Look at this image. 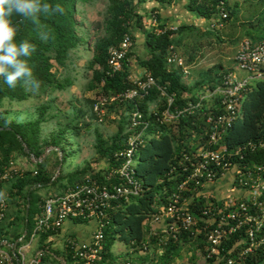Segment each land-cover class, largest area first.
I'll return each instance as SVG.
<instances>
[{
    "label": "trees",
    "instance_id": "1",
    "mask_svg": "<svg viewBox=\"0 0 264 264\" xmlns=\"http://www.w3.org/2000/svg\"><path fill=\"white\" fill-rule=\"evenodd\" d=\"M99 0H40L41 4L53 5V15H48L41 11L39 15V24L31 20L20 24V31L16 37L17 43L27 40L36 46V52L29 58V66L33 69L35 77L41 82L38 93H33L22 84L15 88H9L3 79H0V112L4 108L5 101H26L32 96L39 97L47 92L64 90L68 85H72L70 80L62 83L58 78L57 68H66L70 55L76 52L85 44L89 33L84 29V22L77 19L78 15H84L81 8L87 4ZM136 0H107L106 14L102 24H98L97 30L103 29L101 35L96 34V39L92 46L93 56L88 63V68L92 73L88 83L87 90H99V96L111 97L122 91L133 87L129 62L123 63L122 71L116 73L112 78L105 77L108 69V52L112 47H117L126 35L131 36L133 44L135 43V33L144 29V15L139 14L137 7L139 3ZM141 3L156 2L170 5L178 0H140ZM229 0V17L224 21V25L231 22L236 17L239 9V3L235 8H231ZM60 4L64 7L63 15L54 11V6ZM217 4L212 0H189L187 11L198 17L205 19L209 24H213V18L217 13ZM158 19V29H165L166 21L161 20L158 11L152 9L146 14L149 20L152 16ZM14 22L20 20L19 17L12 18ZM251 27H255L253 23ZM197 28L190 25H179L177 32L170 30L161 33L154 29L145 31V50L147 57L139 58L138 63L146 72H149L157 83L165 88L170 95H175L176 109H183L189 102H196L201 92L206 89H214L218 86L222 77L211 81L207 87L204 83L199 88L204 87L200 93L190 90L183 82V73L181 69L169 67L167 58L170 54V48L173 46L175 51L182 46L184 37L188 33H196ZM215 33L206 31L205 38L214 36ZM248 40L257 43L264 40V31L261 33L245 35ZM219 40H222L219 38ZM134 47V46H133ZM134 56V49L128 55V59ZM194 57L190 56L189 62ZM232 70V69H231ZM225 72L224 74H226ZM102 80L105 84L102 85ZM159 92L153 90L150 96L139 100V106L144 113H148L151 105L159 103ZM205 102L201 109L193 115H184L175 124L160 126L155 121L147 131L150 137L139 152V160L135 167L136 177L140 179L143 185L141 196L130 201L120 200L111 204L107 210L109 216V225L104 229L103 249L100 253V259L95 264H177L179 260L184 259L182 251L184 248L189 250L201 251L205 255V235L200 234L197 238L190 234H181L178 239L169 237L164 240L165 234L152 232L151 222L159 215L160 208L167 206L173 193L177 192L178 187L187 179L183 154L196 152L198 147L204 146L208 139L210 131L207 124L209 114H216L213 104ZM93 112L95 100H88ZM134 104H126V111H133ZM49 106L39 108V116L33 121L23 123L16 122L6 117V114H0V162L7 163L14 160L21 166L23 160L30 165L24 168V173L9 184V197L16 201L19 208L18 221L26 223L29 218H33L40 213L44 200L41 191L59 184L62 188V182L69 179V183L63 186L58 193H62L68 188L74 186L85 176H92L102 186H111L121 184L119 180L112 179L107 181V177L114 169L118 168L119 162L115 160L114 155L125 145L126 139L132 134L130 130L129 117H122L118 122L117 132L105 138L97 131L95 149L100 156L99 160L104 163V167L99 170H91L85 167L76 174L65 177L63 167L68 160L70 151L66 148V143L70 137L78 140L81 137L82 130L86 127L81 123V119L86 116L84 110H77L74 122L67 123L59 131L52 135L49 140L42 136V125L46 122V114ZM94 114V112H93ZM95 115V114H94ZM96 116V115H95ZM159 132V138L155 137ZM264 142V80L256 82L246 92L243 101L242 117L235 122L233 127L226 133L222 143L229 150H236L238 147L248 143ZM30 154L25 151V147ZM49 148H57L46 155ZM59 152H62L63 164L60 174L55 177L60 163ZM36 159L44 161L40 163L33 162L30 155ZM20 163V164H19ZM243 163L254 166L264 164V149H257L253 152H247ZM10 187V189H9ZM191 195L188 193L187 196ZM39 205H38V203ZM216 205L217 199L213 198H195L190 204V211L198 217L201 224L202 210L207 209L211 204ZM27 210L29 212L26 218ZM75 224H86L82 219L73 221ZM60 232V231H59ZM54 233H42L40 235L39 250H44L42 264H61L60 255L62 250H53L52 244L46 243V240ZM21 236V233L20 235ZM241 237L242 236H237ZM73 238V237H72ZM76 238V237H74ZM236 237H231L226 242L229 249L233 246ZM117 241H120L125 247L126 252L120 261L116 258L113 248ZM146 245L153 251L144 256L131 255V249L135 252L143 249ZM68 263L72 261L73 252L70 246L63 249ZM227 253V251H226ZM238 260L236 254L229 255ZM62 259V260H63ZM191 264H195L196 258L191 256ZM225 260L220 264H224ZM245 264H264V249L246 257Z\"/></svg>",
    "mask_w": 264,
    "mask_h": 264
},
{
    "label": "built area",
    "instance_id": "2",
    "mask_svg": "<svg viewBox=\"0 0 264 264\" xmlns=\"http://www.w3.org/2000/svg\"><path fill=\"white\" fill-rule=\"evenodd\" d=\"M217 4V13L213 18L212 27L222 28L229 17V0H212ZM158 19L154 15L150 19L149 29L161 33L166 30L178 31V26L170 25L165 29H158ZM134 44L131 36L126 35L119 46L112 47L108 52V69L105 77L112 78L122 71L125 61L131 63L128 55ZM169 67L181 69L183 75H189V68L184 59L172 46L167 58ZM236 66L223 75L221 83L214 89L201 92L196 102H189L183 109L174 108L175 95H170L162 88L155 78L144 70L143 75L132 78L133 87L111 97L99 96L95 99L93 112L102 121L107 107L120 104H134L133 111L120 112L119 119L129 117L132 134L126 139L125 145L115 153L114 158L119 162L107 177V181L119 180L121 184L102 186L92 176H85L74 186L62 193L49 194L44 200L41 211L34 218L35 230L31 240L25 243L26 229L22 230L16 243L0 242V264H42L44 250H38L31 258L28 252L32 243L39 240L42 233H58L68 220L82 219L86 223L95 224V233L89 242H80L78 238H67L66 246L73 252L72 261L60 260L61 264H95L100 259L103 249L104 229L109 225L107 210L115 201L131 199L141 196L143 185L136 177L135 167L139 152L148 138L147 131L151 122L160 126L175 124L184 115H193L201 109L205 102L213 103L216 114H209L208 139L204 146L198 147L196 152L184 153L183 159L187 179L173 193L170 203L160 208L159 215L151 222L154 234L163 232L164 240L172 237L178 239L181 234H190L197 238L205 235V264H245L246 257L255 255L264 249V164L249 166L243 163L245 154L257 149H264V142H248L236 150H229L222 143L226 133L236 121L242 117L243 101L246 92L256 82L264 80V40L253 43L243 40L235 56ZM131 67V66H130ZM105 81L102 80V85ZM153 90L159 92V103L151 105L148 113H144L139 100L150 96ZM159 132L155 137L159 138ZM139 160V159H138ZM24 168L14 160L8 164L0 162V191L5 193L0 198V222L6 216L11 202L8 186L24 173ZM230 178L229 187L223 198L209 196L208 186L220 180ZM10 189V187H9ZM229 190V193H228ZM188 193L191 195L187 196ZM217 199V204H211L202 210L200 223L198 217L190 211V204L195 198ZM237 236H242L237 237ZM236 237L232 247L227 249L226 242ZM149 248L131 255L146 256ZM227 251V253H226ZM236 254L238 260L229 255ZM127 264H132L128 262ZM142 264V263H138Z\"/></svg>",
    "mask_w": 264,
    "mask_h": 264
},
{
    "label": "rangeland",
    "instance_id": "3",
    "mask_svg": "<svg viewBox=\"0 0 264 264\" xmlns=\"http://www.w3.org/2000/svg\"><path fill=\"white\" fill-rule=\"evenodd\" d=\"M139 3L137 11L139 14L144 13L146 3ZM239 3V9L236 17L231 22L226 23L222 28L210 27V31L215 33L214 36L204 37L206 31H199V34L194 32L188 33L182 42V46L177 49V53L184 59L186 66L189 68V75H183L184 84L192 91L200 93L204 88H199V85L204 83L205 86L224 75L235 65V56L239 44L248 39L246 33L255 34L264 31V0H231V8H235V4ZM251 4V5H250ZM107 0L94 1L83 6L84 15H78L77 19L84 22V29L88 31L89 36L86 42L88 43L81 47L76 52L71 53L68 65L66 68H57L58 78L64 83L67 80L72 82L64 90H56L47 92L39 97L32 96L26 101H5L4 108L0 114H6V117L16 122L23 123L33 121L39 116V108L49 106L50 109L46 114V122L42 125V136L49 140L53 134L57 133L61 127H64L69 122H74L77 110H84L86 116L81 119V123L86 127L82 130L81 137L74 140L70 137L66 143V148L70 151L68 160L63 167L65 177L76 174L85 167H90L91 170H99L104 167V163L99 160V155L96 153V135L97 131L106 139L113 136L118 130V122L120 121V112H125L126 104H116L107 107L105 116L102 121L95 116L91 110L88 100L94 101L99 97V90H87L88 83L92 73L88 68V63L92 59V46L96 39V34L101 35L103 29H96L98 24H102L106 14ZM242 18V19H241ZM250 19V22H241L243 19ZM253 21V22H251ZM253 23L255 27H251ZM148 30V29H147ZM140 30L136 31L135 36L138 40L135 41L138 55L140 57H131L132 76L136 77L144 73V69L139 66V58L147 57L145 51L144 37H141ZM221 38L222 40H219ZM135 53V54H136ZM190 56H193V61L189 62ZM221 76V77H222ZM60 156V154H59ZM137 157L136 162H138ZM35 162L34 160H32ZM21 166L29 167V163L23 160ZM19 163V164H20ZM225 186L228 180L225 178ZM62 188L59 184L41 191L42 198L49 194H55L63 189V186L69 183V179L62 182ZM229 185L227 186V188ZM227 190V189H226ZM229 193V190H228ZM38 203V202H37ZM40 203V202H39ZM38 203V205H39ZM32 215L24 225V230L27 225V235L25 243L31 240V236L35 230V224ZM78 239L80 242H89L95 233V224L93 222L78 225ZM59 243L53 246V249L58 250ZM39 245L32 243V248L28 252L29 258L37 252ZM60 255L61 260L65 257ZM113 252L120 261L123 259V254L126 252V247L117 241ZM149 253L153 252L148 251ZM182 255L184 259L179 260L177 264H191V256L196 258L195 264H205L204 255L201 251L183 249ZM136 256V255H135ZM61 263V262H60Z\"/></svg>",
    "mask_w": 264,
    "mask_h": 264
},
{
    "label": "clouds",
    "instance_id": "4",
    "mask_svg": "<svg viewBox=\"0 0 264 264\" xmlns=\"http://www.w3.org/2000/svg\"><path fill=\"white\" fill-rule=\"evenodd\" d=\"M41 11L53 15V5H42L40 0H0V79L9 88L22 84L33 93H38L40 89L41 82L28 62L36 52V46L27 40L17 43L16 37L24 21L31 20L39 24L38 14ZM54 11L63 15L65 9L56 4ZM13 17H19L20 20L14 22ZM4 196L5 193L0 191V198Z\"/></svg>",
    "mask_w": 264,
    "mask_h": 264
},
{
    "label": "crops",
    "instance_id": "5",
    "mask_svg": "<svg viewBox=\"0 0 264 264\" xmlns=\"http://www.w3.org/2000/svg\"><path fill=\"white\" fill-rule=\"evenodd\" d=\"M188 2L189 0H178L170 5L156 3V2L146 3V7H144V13H141L142 15L145 16L144 17L145 27L144 29L140 30L141 32L140 36L144 37V42H145V31L149 28V22H150L146 14H149L152 9H156L158 11V14L161 20L166 21L169 26L175 25L179 27V25H190V26L197 28L200 31L201 30L209 31L211 27V24H209L210 21L208 22L207 20L202 19L195 14L189 13L186 9ZM241 22H250V19L246 18L245 20L243 19ZM136 37H138V35H136L135 38ZM137 40L138 39L136 38L135 41ZM137 51L138 49L135 44L134 56L138 58L140 56L138 55V53H136ZM143 51H145L144 53H146V50H143ZM235 66H236V63L235 65L232 66V69L235 68ZM130 71L132 73L131 67H130ZM139 76L141 75L133 77L131 74L132 78H137ZM227 180L228 182L226 186L224 185L226 182L225 179L220 180L217 183L208 186V188H206V193L209 196L223 198L226 194L227 186L230 185L229 184L230 178H227ZM18 210L19 208H18V204L16 203V201L11 200L10 205L8 207L6 218L2 222H0V242L1 243H5V242L16 243L17 242L19 235L22 232L24 225H25V223L18 221V216H19ZM78 225L79 224H75L73 221L68 220L65 223L63 229L60 232L50 236L46 240V243L52 244V249L55 244L57 245L59 243V245L57 246V249L63 250L67 238H70V237L78 238L77 237L78 235L77 226ZM34 243L38 244L39 246L41 245L39 240H37ZM37 250H39V248Z\"/></svg>",
    "mask_w": 264,
    "mask_h": 264
},
{
    "label": "water",
    "instance_id": "6",
    "mask_svg": "<svg viewBox=\"0 0 264 264\" xmlns=\"http://www.w3.org/2000/svg\"><path fill=\"white\" fill-rule=\"evenodd\" d=\"M23 146L25 147V151H26L28 154H30V152H29V150L26 148V146H25L24 144H23ZM52 150H57V148H49V149L47 150L46 155H48ZM59 154H60V163H59V167H58V169H57V173H56L55 177H57V176L60 174V170H61V168H62V164H63L62 152H59ZM45 157H46V156H45ZM45 157L42 158V159H36L34 155H32V154L30 155V159H31V160H34L36 163H40V162L44 161ZM28 214H29V212H28V210H27V213H26V218H27V219H28Z\"/></svg>",
    "mask_w": 264,
    "mask_h": 264
}]
</instances>
